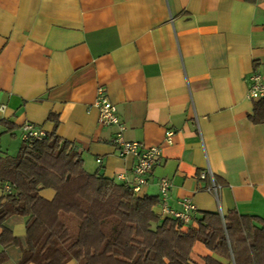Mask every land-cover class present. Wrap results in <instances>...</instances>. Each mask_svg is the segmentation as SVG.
<instances>
[{"label": "crops", "instance_id": "1", "mask_svg": "<svg viewBox=\"0 0 264 264\" xmlns=\"http://www.w3.org/2000/svg\"><path fill=\"white\" fill-rule=\"evenodd\" d=\"M254 73L264 74V0H0V135L22 142L26 122L55 131L78 144L87 171L130 185L136 158L121 156L117 128L99 122L104 87L125 138L161 149L138 194L158 197L163 217L159 185L168 178L172 209L182 211L184 197L196 205L181 220L185 231L199 227L201 211L264 221V123L248 116ZM6 148L0 136V155ZM209 167L222 185L219 199L200 178ZM9 187L0 183V197ZM41 194L51 200L56 191ZM3 227L18 242L0 264H19L27 219L13 214ZM209 255L216 257L194 243L195 264Z\"/></svg>", "mask_w": 264, "mask_h": 264}, {"label": "trees", "instance_id": "2", "mask_svg": "<svg viewBox=\"0 0 264 264\" xmlns=\"http://www.w3.org/2000/svg\"><path fill=\"white\" fill-rule=\"evenodd\" d=\"M248 116L264 123V98ZM0 183L10 185L0 197V256L18 242L4 221L13 214L27 219L28 246L19 264H195L197 241L216 254L206 256V264H224L219 257L264 264L263 220L201 211L199 227L185 231L181 220L157 212L158 197L87 171L78 144L55 131L23 140L17 155H0ZM45 188L56 191L53 199L41 194Z\"/></svg>", "mask_w": 264, "mask_h": 264}, {"label": "built area", "instance_id": "3", "mask_svg": "<svg viewBox=\"0 0 264 264\" xmlns=\"http://www.w3.org/2000/svg\"><path fill=\"white\" fill-rule=\"evenodd\" d=\"M248 96L250 99L256 100V102L264 98V74L254 73L251 76V86ZM95 105L100 112L99 122L103 125H114L117 128L113 143L118 147L120 155H132L136 158V164L133 170L135 182L130 184V187L134 192L139 193L142 187L148 183V177L153 172L161 156V149L157 146L143 148L140 142L130 141L125 138L124 132L126 130V125L118 113L117 106L107 96L104 87L98 88ZM21 128L24 140L42 139L47 134L43 128L31 122L22 124ZM172 138L173 131H167L166 140L170 142ZM98 161H100V159ZM119 178L122 180L127 179L125 174H120ZM200 178L209 180L206 189L219 199L222 185L217 181L214 171L209 167L201 172ZM159 186L161 191L162 214L175 219L188 221L191 217V212L196 210V205H194L193 200L189 197H184L179 201L183 210H174L167 203L169 192L172 188L171 181L168 178H162ZM9 190L10 187L8 188V191Z\"/></svg>", "mask_w": 264, "mask_h": 264}, {"label": "rangeland", "instance_id": "4", "mask_svg": "<svg viewBox=\"0 0 264 264\" xmlns=\"http://www.w3.org/2000/svg\"><path fill=\"white\" fill-rule=\"evenodd\" d=\"M2 136V142L7 148L5 151L10 155H17L20 149L22 142L20 138H13L9 135H0Z\"/></svg>", "mask_w": 264, "mask_h": 264}]
</instances>
